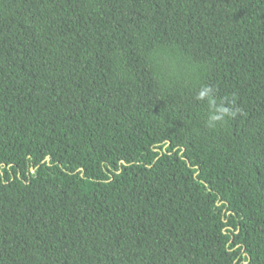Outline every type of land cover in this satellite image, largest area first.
Segmentation results:
<instances>
[{
	"label": "trees",
	"instance_id": "16d2710c",
	"mask_svg": "<svg viewBox=\"0 0 264 264\" xmlns=\"http://www.w3.org/2000/svg\"><path fill=\"white\" fill-rule=\"evenodd\" d=\"M0 264H264V0H0Z\"/></svg>",
	"mask_w": 264,
	"mask_h": 264
},
{
	"label": "clouds",
	"instance_id": "9594fccd",
	"mask_svg": "<svg viewBox=\"0 0 264 264\" xmlns=\"http://www.w3.org/2000/svg\"><path fill=\"white\" fill-rule=\"evenodd\" d=\"M214 89L210 86H204L199 89L196 95L198 101L207 100L209 105V118L208 126L210 128L215 127L217 123L223 122L226 117L233 115L231 110L225 106L223 103L217 104L214 99Z\"/></svg>",
	"mask_w": 264,
	"mask_h": 264
}]
</instances>
